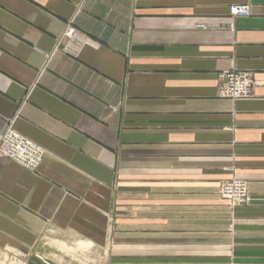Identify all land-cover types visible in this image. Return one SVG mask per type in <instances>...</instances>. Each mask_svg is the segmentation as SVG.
<instances>
[{"label":"crops","instance_id":"obj_1","mask_svg":"<svg viewBox=\"0 0 264 264\" xmlns=\"http://www.w3.org/2000/svg\"><path fill=\"white\" fill-rule=\"evenodd\" d=\"M231 69L252 95H220ZM9 121L44 156L0 158V245L264 264V0H0V133ZM231 177L252 205L219 198Z\"/></svg>","mask_w":264,"mask_h":264},{"label":"rangeland","instance_id":"obj_2","mask_svg":"<svg viewBox=\"0 0 264 264\" xmlns=\"http://www.w3.org/2000/svg\"><path fill=\"white\" fill-rule=\"evenodd\" d=\"M228 71H239V70L231 69L227 71H222L221 73ZM242 72H247V71H242ZM250 74L253 79L252 73ZM250 95H252V89ZM9 133H16L26 138L24 135H22L15 129L14 122L9 121V123L2 131V133H0V158L14 161L20 164L19 162L15 161L9 156L10 146L8 142L5 141L7 140ZM231 171H233V169H231ZM234 185H237L236 187L237 192L244 193L245 195L244 201H234L225 197V193L228 187ZM216 193L219 196V198L221 200L226 201L232 209L247 207L255 202V198L249 189L248 181L243 178L231 177L229 179L222 181ZM230 229L231 230L234 229L233 221L230 223ZM63 243L69 245L67 249L60 248L59 246H57V240L49 237L42 239L38 246L26 250L19 249L12 245H0V264H21V263L22 264H109L110 263L112 246L114 245L113 239H111L110 243L107 244L108 247H101V248L99 246L96 247L95 245H91L89 248H84V247L82 248L81 246L76 245L77 242L74 243L63 242Z\"/></svg>","mask_w":264,"mask_h":264},{"label":"built area","instance_id":"obj_3","mask_svg":"<svg viewBox=\"0 0 264 264\" xmlns=\"http://www.w3.org/2000/svg\"><path fill=\"white\" fill-rule=\"evenodd\" d=\"M231 15L234 17L249 16L250 6L233 5L230 8ZM68 35L76 38V31L70 29ZM254 81L249 72L228 71L219 74V93L224 97L244 98L249 97ZM10 146L9 156L25 167L35 171L38 169L44 150L33 141L24 138L16 133H9L7 140ZM237 185L229 186L225 197L234 201H244V193L237 192Z\"/></svg>","mask_w":264,"mask_h":264},{"label":"bare ground","instance_id":"obj_4","mask_svg":"<svg viewBox=\"0 0 264 264\" xmlns=\"http://www.w3.org/2000/svg\"><path fill=\"white\" fill-rule=\"evenodd\" d=\"M79 242V241H78ZM80 243V244H79ZM78 244H79V246H81L82 248L84 247V248H89L92 244H91V242H79ZM77 244V243H76ZM77 244V245H78ZM22 264V263H21Z\"/></svg>","mask_w":264,"mask_h":264}]
</instances>
